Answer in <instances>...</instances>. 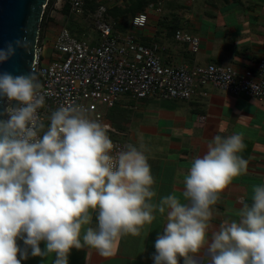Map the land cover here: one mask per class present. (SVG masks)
Wrapping results in <instances>:
<instances>
[{
	"label": "clouds",
	"instance_id": "1",
	"mask_svg": "<svg viewBox=\"0 0 264 264\" xmlns=\"http://www.w3.org/2000/svg\"><path fill=\"white\" fill-rule=\"evenodd\" d=\"M30 48L27 35L7 41L0 63ZM39 87L34 74L0 73V97L16 102L0 120V264L28 258L17 238L32 256L55 253L54 264H68L73 247L106 257L117 238L139 236L156 213L166 214V224L154 264H179L178 257L197 264L190 254L205 245L210 264H264V185L253 186L251 204L241 201L238 219L224 220L210 242L206 232L219 194L247 169L239 155L243 133L216 135L193 158L183 180L187 203L174 193L153 203L155 180L143 145L113 154L107 125L80 105L58 107L46 127L38 117L45 106Z\"/></svg>",
	"mask_w": 264,
	"mask_h": 264
},
{
	"label": "crops",
	"instance_id": "2",
	"mask_svg": "<svg viewBox=\"0 0 264 264\" xmlns=\"http://www.w3.org/2000/svg\"><path fill=\"white\" fill-rule=\"evenodd\" d=\"M147 27L150 35L143 37L160 43V55L166 64L216 63L239 72L256 71L264 56V0H168L160 14L150 11ZM178 29L200 38L197 53L188 44L176 41ZM136 32L141 33L140 29ZM45 39L51 49L47 32ZM109 116L123 131L120 138L126 145L138 148L143 145L155 180L153 203L173 193L187 203L182 196L183 180L193 158L206 153L214 136L243 133L245 148L239 155L247 161V169L226 186L212 206L213 214L206 229L209 242L224 220L238 219L241 201L251 204L253 186L264 185V100L206 85L189 100L158 97L139 100L123 96L109 110ZM165 224L166 214L156 213V218L141 229L139 236L117 238L112 254L106 257L87 246L73 247L68 264H154L155 241ZM95 225L93 213L91 226ZM16 242L29 253L21 264H54L55 253L32 256L23 239L17 238ZM39 246L44 251L46 242L41 241ZM190 255L197 264H210L206 245ZM17 258L20 259L19 253ZM178 260L183 264L182 257Z\"/></svg>",
	"mask_w": 264,
	"mask_h": 264
},
{
	"label": "built area",
	"instance_id": "3",
	"mask_svg": "<svg viewBox=\"0 0 264 264\" xmlns=\"http://www.w3.org/2000/svg\"><path fill=\"white\" fill-rule=\"evenodd\" d=\"M124 1L128 0H48L42 21L45 15L48 18L54 10H63L68 5L71 14L89 12L92 15L98 38H80L63 27L56 34L48 55L40 26L31 69L40 77L39 92L45 97V106L38 109V117L46 127L51 112L58 107L83 106L89 118L107 125L115 154L125 150L126 144L120 138L121 133L109 123L108 113L123 96L139 100L149 97L189 100L201 87L212 85L234 95L246 93L264 100V56L256 71L239 72L216 63L166 64L157 40L145 43L134 31L122 33L115 29L110 10ZM165 1L168 0L152 1L147 12L136 14L131 20L133 30L146 28L150 11L160 14ZM175 39L188 44L193 53L200 50L198 36L178 29ZM15 104L10 101L7 109Z\"/></svg>",
	"mask_w": 264,
	"mask_h": 264
},
{
	"label": "water",
	"instance_id": "4",
	"mask_svg": "<svg viewBox=\"0 0 264 264\" xmlns=\"http://www.w3.org/2000/svg\"><path fill=\"white\" fill-rule=\"evenodd\" d=\"M47 3L48 0H0V48H4L7 41L24 35L31 41L28 51L17 49L14 56L0 63V73L9 72L14 76L34 74L41 87L40 77L31 68L36 57L37 38ZM9 102L6 97H0V120L9 118L6 111Z\"/></svg>",
	"mask_w": 264,
	"mask_h": 264
},
{
	"label": "rangeland",
	"instance_id": "5",
	"mask_svg": "<svg viewBox=\"0 0 264 264\" xmlns=\"http://www.w3.org/2000/svg\"><path fill=\"white\" fill-rule=\"evenodd\" d=\"M166 2L167 1H165L164 4ZM147 3L148 0H128L116 3L113 9L118 7V10L115 13H110L112 20L115 22V29L122 33L134 31L141 38H143V35H150L148 27L144 30L140 29L141 33H138L133 30L131 26V20L136 14L143 11L147 12ZM63 27L69 28L80 38L91 40L98 38V32L96 31L93 17L89 12L76 15L71 14L69 11H66V9L54 10L48 19L45 18L41 30L44 32V35H46V32L48 33V40L52 43L56 34ZM46 54H51V49L48 46Z\"/></svg>",
	"mask_w": 264,
	"mask_h": 264
},
{
	"label": "trees",
	"instance_id": "6",
	"mask_svg": "<svg viewBox=\"0 0 264 264\" xmlns=\"http://www.w3.org/2000/svg\"><path fill=\"white\" fill-rule=\"evenodd\" d=\"M152 1H156V0H148V3L147 4H149L150 2H152ZM148 6V5H147ZM140 8H141V6H140ZM66 9V11H69V6L68 5H66L65 7H64V9L63 10H65ZM118 10V7H116V8H112L111 10H110V13H112V12H116ZM45 18H46V15H45V17H44V20H45ZM49 18V17H48ZM47 18V19H48ZM44 20L41 22V29H42V26H43V24H44ZM143 40H144V42L145 43H148L149 41H150V39H145V37H143L142 38ZM108 121H109V123H111V125L114 127V129L115 130H117V131H119V132H123V131H121L120 130V128H118V126L114 123V122H112L111 121V118H110V116H109V113H108Z\"/></svg>",
	"mask_w": 264,
	"mask_h": 264
}]
</instances>
